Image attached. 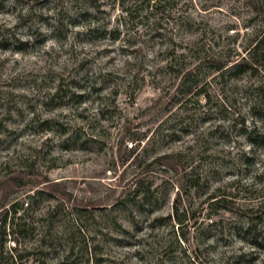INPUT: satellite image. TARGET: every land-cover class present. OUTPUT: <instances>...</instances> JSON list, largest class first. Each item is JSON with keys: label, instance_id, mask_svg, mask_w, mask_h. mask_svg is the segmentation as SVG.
I'll use <instances>...</instances> for the list:
<instances>
[{"label": "rangeland", "instance_id": "374dc122", "mask_svg": "<svg viewBox=\"0 0 264 264\" xmlns=\"http://www.w3.org/2000/svg\"><path fill=\"white\" fill-rule=\"evenodd\" d=\"M166 1L0 0V264H264V0Z\"/></svg>", "mask_w": 264, "mask_h": 264}, {"label": "trees", "instance_id": "16d2710c", "mask_svg": "<svg viewBox=\"0 0 264 264\" xmlns=\"http://www.w3.org/2000/svg\"><path fill=\"white\" fill-rule=\"evenodd\" d=\"M167 1L166 0H123V11H125L126 16L128 17H133L134 12H136L138 15H142L140 13H142L141 10H148L149 13H145V15L148 17V21H147V25L148 27H152L153 29H155L156 31L159 30L161 28V20H162V16H161V11L160 8L161 6H163ZM255 3V10H257V12H262L264 14V4L262 3L260 6H257L259 4V2H254ZM141 5H145L144 9H139V6ZM153 19V21L151 22V20ZM210 64V62H217L214 66L217 70H223L227 67V63L225 62H218L215 57L213 56H209L206 55L204 56V58L199 62V64ZM176 65V63L174 61H170L168 63L169 68H173V65ZM232 65H235L236 69L235 71L237 73H241L244 71H249L251 73H258L261 71L262 67L264 66V31L261 30L260 32H256L255 36L250 40V45L247 51V54L242 56L241 59L236 60ZM229 67V66H228ZM227 67V68H228ZM183 68H181L179 71L183 73L182 77H183V82L182 84H185L186 82H190L188 81L191 78V75L193 74L192 70H186L183 71ZM185 70V69H184ZM178 71V72H179ZM194 75V74H193ZM192 85H188V88H191ZM146 136V133L143 134L142 136H136V134L132 137L133 140H138L136 142V146L137 143L139 141H142V139ZM134 145V142H131L130 145V155L129 157H131V155H135L136 153V149L137 147ZM136 156L133 158V160H135ZM7 214V212H6ZM5 214V215H6ZM16 227H13L11 230V233L7 232L6 230V225H5V219H3V221L0 223V255L3 254V246L7 240V235L10 234H15V238H17L16 236H18L19 234H21V224L19 222L16 223L15 225ZM256 225L254 223H252L248 229H253ZM247 229V230H248ZM249 231V230H248Z\"/></svg>", "mask_w": 264, "mask_h": 264}]
</instances>
